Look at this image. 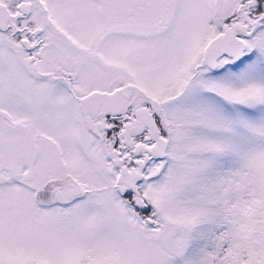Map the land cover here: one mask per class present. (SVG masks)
Returning a JSON list of instances; mask_svg holds the SVG:
<instances>
[{"label": "snow or ice", "instance_id": "obj_1", "mask_svg": "<svg viewBox=\"0 0 264 264\" xmlns=\"http://www.w3.org/2000/svg\"><path fill=\"white\" fill-rule=\"evenodd\" d=\"M0 264H264V0H0Z\"/></svg>", "mask_w": 264, "mask_h": 264}]
</instances>
